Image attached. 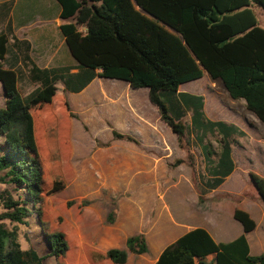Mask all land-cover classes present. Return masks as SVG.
<instances>
[{"label": "trees", "instance_id": "trees-1", "mask_svg": "<svg viewBox=\"0 0 264 264\" xmlns=\"http://www.w3.org/2000/svg\"><path fill=\"white\" fill-rule=\"evenodd\" d=\"M57 1L62 7L60 28L78 71L73 72L74 67L38 70L32 81L40 87L26 100L19 91L17 71L4 66L9 36L0 33V84L7 96L0 107V183L8 186L0 191V264H43L51 256L57 264H68L66 232L44 229L50 251L40 255L34 248L23 250L6 221L29 226L35 213L43 226L64 224L65 214L53 198L68 186L61 164V145L67 144L62 136L67 140L76 115L67 92L83 91L97 76L149 89L151 102L186 152V158L171 167L188 164L195 173L194 155L188 148L195 136L206 160V173L196 182L200 204L235 171L234 148L247 134L235 124L208 118L205 97L180 91L181 86L206 75L220 81L229 96L244 101L264 126V28L255 11L261 8L264 14V0ZM59 95L61 112L55 107ZM209 134L220 137L218 154L205 143ZM113 136L140 145L131 135L113 130ZM249 180L264 204V177L250 172ZM220 198L238 203L245 199L230 194ZM75 204L68 201L65 206ZM112 207L111 224L117 216L116 204ZM233 217L244 230L235 240L217 243L205 228H195L168 245L156 264H264V252L251 255L247 239L257 227L256 220L238 207ZM127 248L90 250V260L85 257L80 264H126L129 251L150 252L146 234L129 237Z\"/></svg>", "mask_w": 264, "mask_h": 264}, {"label": "crops", "instance_id": "crops-1", "mask_svg": "<svg viewBox=\"0 0 264 264\" xmlns=\"http://www.w3.org/2000/svg\"><path fill=\"white\" fill-rule=\"evenodd\" d=\"M61 12L62 7L57 0H0V33L9 36L5 68L17 71L18 75L24 73L31 81L37 78L35 73L38 70L74 67L73 72H77L78 62L72 56L60 28L63 23ZM193 91L191 94L202 95ZM67 99L76 115L71 120L67 137L72 134L73 123L77 121L95 140V144L87 160L79 166L73 164L71 170L63 169L68 183L63 196L69 200L90 202L83 212L85 210V215L90 214L94 221L89 220L92 224H89L85 237L97 240V250L104 253L116 248L128 250L127 239L145 233L150 252L153 249L154 254L135 255L129 251L126 264H156L168 245L195 228H205L217 243L233 241L244 233L241 224V229L227 236L214 226H185L174 218L167 203L170 191L175 185L181 190L183 187L184 193L196 189L185 164L171 167L177 151L179 159L184 157L177 136L163 122L158 108L151 102L149 89L133 88L125 81L97 76L83 91L72 92ZM208 112L215 113L213 109ZM226 116L227 119L222 121L235 124L248 134L237 117ZM103 128L112 133L111 140L100 138V129ZM113 130L133 136L140 145L115 139ZM250 155L253 157L246 156V163L237 157L234 148L236 169L225 183L238 171V159L243 173L255 172L264 177V154L263 157L260 154L258 157H254L253 153ZM181 176L184 178L181 179ZM196 195L195 199L199 201L197 191ZM161 202L167 210L164 213L159 210ZM113 203L117 206V216L111 224L108 216ZM258 229L257 222L256 229L247 234L253 256L264 252V243L259 244L256 237L251 238ZM92 232L94 238L89 234Z\"/></svg>", "mask_w": 264, "mask_h": 264}, {"label": "rangeland", "instance_id": "rangeland-1", "mask_svg": "<svg viewBox=\"0 0 264 264\" xmlns=\"http://www.w3.org/2000/svg\"><path fill=\"white\" fill-rule=\"evenodd\" d=\"M255 11L257 12L260 25L264 28V14L262 9L255 8ZM107 82L111 83L109 80H107ZM18 87L22 97L26 100L39 88V84L32 82L25 77L24 73L20 72L18 75ZM192 89L196 93H202L205 97V112L208 118L222 121L223 119H227L226 115L237 117L246 128L248 131V134L246 133L247 136L239 138V144L235 147V154L238 158L247 163L248 161H246L245 157L252 158L253 156L250 155L251 153L255 154L254 157H258L259 154L263 157L264 126L246 109L244 101L232 99L222 82L214 81L207 75L200 80L183 85L180 88V91L192 93ZM70 93L67 94V97L69 95L71 97L72 92ZM6 97L3 84H0V107L5 106ZM56 102L57 105L55 104V107L61 112V95L57 97ZM210 109H213L215 113L209 114L208 110ZM188 121L189 119L187 122ZM63 129L64 128H61V131H63ZM100 131V138L102 140L108 141L112 139V133L108 132L106 128L100 129ZM71 133L72 134L68 135V137L65 135L67 140L62 136L67 144L61 145L62 168H69V170H71L73 164L79 166L87 160V157L90 155L95 144V140L91 138L88 133H85L83 126L77 121L73 123ZM219 140L220 137H218L217 134H209L206 137L205 143L210 144L212 150L218 154L221 150ZM188 148L194 155L195 173L188 164H185V167L186 170L191 173L192 185L196 189V182H200V174L206 173V160L202 152V146L197 142L194 135L191 137V145ZM179 149L182 151V155L185 159L186 152L183 151L180 146ZM179 155L180 154L177 151V154L173 158L174 162L179 159ZM237 163L239 169L235 175L230 177L218 190L208 194L207 197L210 198L206 203L200 204L199 201L195 199L197 198V189H190L184 193L183 187L181 190L180 188L178 189L177 185H175L173 190L168 194L167 203L174 218L185 226L189 224H206L216 227L221 233L227 236L234 235L242 228L240 223H238L233 217L235 208H241L249 212L256 222L259 223V229L251 238L256 237L257 242L261 244V242L264 243V204L262 201L258 200V194L249 180V174L243 173V168L239 159ZM182 178H184V176H181V179ZM193 178L196 179L195 182L193 181ZM177 183L178 182L176 181V184ZM7 187L6 184L0 183V191H3ZM226 194L232 196L242 195L245 199L242 200L241 203H238L230 199L220 198L224 197ZM68 201H74L76 204L67 209L65 205ZM53 202L56 208L65 214V222L62 225L47 222V224L43 226L42 223L37 220L35 213L29 218V226L11 223L10 221H6V224L11 230L16 231L18 242L23 250L34 248L40 255L48 254L50 247L44 229H47L50 232L61 230L67 233L70 240L68 264H80V261L84 262L86 260L85 257L90 260V256L89 254L87 255V253H89L90 250L99 251L95 248L97 246V240L94 238V233H89L94 239L87 240L85 237L89 231V224H92L89 220L94 221L90 214L85 215V210L83 212L84 207L90 202L88 200H83L82 202L75 199L69 200L63 196V192L54 197ZM82 203H86V205L82 206ZM159 205V210L161 209L164 213L166 209L163 208L162 202ZM153 254L154 250L152 249V252H150L149 255L152 256ZM43 264H57V260L55 256H51L48 257Z\"/></svg>", "mask_w": 264, "mask_h": 264}]
</instances>
